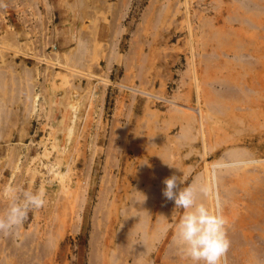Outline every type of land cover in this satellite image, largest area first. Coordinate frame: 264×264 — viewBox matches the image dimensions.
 Returning a JSON list of instances; mask_svg holds the SVG:
<instances>
[{
	"label": "rangeland",
	"instance_id": "obj_1",
	"mask_svg": "<svg viewBox=\"0 0 264 264\" xmlns=\"http://www.w3.org/2000/svg\"><path fill=\"white\" fill-rule=\"evenodd\" d=\"M237 6L233 0H0V38L10 47L0 55L5 77L0 79L5 85L0 115H7L0 116V264H141L131 246L141 242L142 230L129 234V202L138 197L140 185L143 190L156 185L172 164L180 185L164 196L174 214L145 256L162 257L204 161H218L230 148L246 149L264 161V116L252 125L244 118L243 103L241 111L207 117L202 146L195 132V142L178 139L182 118L167 102L200 105L205 112L214 102L210 83L236 71L264 85V66L249 72L233 62L237 39L252 55L264 57V13L253 15ZM230 30L237 38L225 36ZM78 43L84 45L80 69L73 64ZM211 54L218 59L217 69L205 61ZM46 55L55 57L52 67L45 64ZM227 58L234 65L225 66ZM29 87L39 94L33 111ZM260 93L257 100L263 102L264 90ZM53 99L57 110L50 105ZM75 102L72 135L60 132V112ZM166 145L170 149L164 151ZM172 148L179 154L169 164L164 155ZM231 178L237 181V175ZM242 200L221 204L220 214L230 218H222V225L238 223L249 209ZM150 207L155 214L156 205ZM220 214L215 213L218 221ZM170 256L167 260L175 264L178 258Z\"/></svg>",
	"mask_w": 264,
	"mask_h": 264
},
{
	"label": "bare ground",
	"instance_id": "obj_2",
	"mask_svg": "<svg viewBox=\"0 0 264 264\" xmlns=\"http://www.w3.org/2000/svg\"><path fill=\"white\" fill-rule=\"evenodd\" d=\"M259 1L260 0H233V2H235L236 6L238 5L237 6L238 9L241 8L242 10H244L248 13H252L253 15L264 13V5L259 4ZM239 18H240V16H239ZM233 19L237 20L238 16H234V17L232 16V20ZM209 21H210V19H209ZM209 23H211V22H209ZM243 23L248 24L250 22H247L244 19ZM233 31L234 30H232L231 32L227 31L225 33V36L227 35L226 37H228V38L231 36H233V37L235 36V38H237L236 37L237 35ZM77 38H78V36H77ZM223 39H224V37H223ZM223 39L221 38L220 40L222 41ZM224 40H225L224 42H227L229 39L227 40L225 38ZM237 40H235V41L237 42L236 44H238L236 46L238 49L237 50L238 53L236 54L237 56H235L233 58V62L237 66H239V69L248 70L249 72H252V71L255 72V70H256V72H257V70H259L258 69L259 65H260V67L264 66V59H261L263 56L257 57V56H255V54L252 55L251 53H253V52L248 50L246 44L244 45L242 42H240L241 39H237ZM79 44L80 43H78V48H79L78 52L83 50V48H84V45L82 43L80 45ZM7 45H5L3 43V39L0 38V55H2L5 52L4 50H6L7 48H10ZM5 46H7L6 49H5ZM239 50H240V52H239ZM243 51H246V52H243ZM6 52H8V51H6ZM78 52H76V54ZM81 54H82V52H79L76 56H74L75 58H73L76 61V62L74 61L73 64H78L76 67H78V66L80 67L79 61L82 58V56L80 58ZM56 55H58V54H56ZM257 55H259V54H257ZM225 56L227 57L226 54H225ZM1 58H0V60H2ZM54 58L55 57L50 58L49 56H47L46 58L44 57L45 64L49 65V67H52L54 65L53 64ZM217 60H216V57L213 56L212 54L206 56V58H205V61L207 62V64L209 66L211 64H213V65L215 64L214 65L215 69L218 68V67H216V66H218ZM57 61H58V59H57ZM224 61H226L225 66H227V64H229L230 62L233 64V62L228 58H227V60H224ZM222 64L224 65V63H222ZM57 65L61 66L62 64L61 65L57 64ZM57 65H55V67H57ZM66 65H69V64H66ZM213 65H211V66H213ZM213 67H211V68H213ZM221 69H222V67H221ZM243 70H241V71H243ZM24 72H25V70H24ZM29 72H30L29 74H31V71H29ZM72 72L74 75L79 76L78 75L79 73H77V71H75V70L73 71V69H72L71 73ZM3 73H4V71L2 69V66L0 65V79L5 78V77H3ZM25 73L28 74L27 71ZM83 75H84V72H83ZM83 75L81 74V76H83ZM244 75H245V73L243 74V73L236 71L234 74H231L230 77L222 78L220 81L217 82V84H215L216 81H215V83H210L209 90L213 94L212 97H214L213 98L214 102L208 106V108L206 109L205 112L201 109V107H199L200 105L197 106V108H193L192 106L190 107L188 105L183 107V105L182 106L176 105L174 103V101L173 102L167 101L171 105L172 111L175 110V112H177L180 115V117L182 118L181 119V121H182L181 125L182 126L180 125L181 126L180 130H181L182 135L180 134L179 136H177L178 139L180 137L181 141H186V142L193 140V139L195 140L196 134L198 133L201 144H202V146H204L205 145V131H206V130H204L205 129L204 127H206V124L204 122H205V120H208L207 117L209 119H211V116H214V115H215V117H216V115L220 116V117H224V115H226L228 111L232 112L233 110H239V109L241 111V110H243L242 109V103L244 104L243 105L244 111H247V113L244 114V118L249 119V121L251 122L252 125L256 121L255 119L259 115L264 116V101L258 102V100H257V95H259V93L262 90H264L263 82L260 83L261 81L259 82L258 78H256V80H253V79L247 80V79L243 78ZM28 79H32V77L25 78V80H28ZM4 86L5 85L0 80V88L5 89ZM25 89H26V87H25ZM33 89H34L33 87L32 88L29 87V90L27 91L28 101L30 103L29 105L31 106L32 111L35 110L36 97L39 95V94L38 95L33 94ZM7 90H8V88H7ZM197 91H198V88H197ZM45 92H47V91H45ZM20 93H21V91H20ZM27 93H26V95H27ZM141 94H145V92L144 93L142 92ZM6 96L8 97V95H6ZM259 96H261V95H259ZM3 97L5 98L4 95H3ZM14 98H16V97H14ZM0 101H4V100L3 99L1 100V98H0ZM57 102L58 101L57 100L55 101L54 99L51 100V102H50V105L57 107L56 110L59 109V107H58L59 104ZM210 102H212V98H211ZM207 103H208V101H207ZM245 103H246V105H245ZM240 104H241V106H240ZM47 105H49V104H47ZM76 105H77V102H75L73 104L71 103L67 107L62 108V110L60 112L61 113L60 114V120L58 122L56 121L57 127H59L60 132L65 133L68 131L67 133L71 134L72 128H73L72 123H73L74 114H75V113H73L72 110H74ZM0 106H1L0 107L1 109H3V108L5 109V103L2 102V104ZM239 106L241 108H239ZM26 108H28V107H26ZM1 109H0V111H1ZM6 109H7V107H6ZM77 109H76V111H77ZM8 112H9V110H8ZM9 113H11V112H9ZM240 115H242V117H243V114H240ZM2 116H3V114H2ZM4 116H3V118H4ZM6 117H7V115H6ZM234 117H237V116L234 115ZM238 118H240V117H238ZM259 118H260V116H259ZM239 120H240V122H242L241 118ZM67 121H69V123L66 125ZM257 121H258V119H257ZM2 122H4V121H2ZM2 122H0V123H2ZM213 122H215V121L213 120ZM69 126H70V129H69ZM218 128H219V126L217 127V129ZM2 129L3 128H1L0 130L2 131ZM194 132L196 133L195 135H193ZM64 133H62V135ZM65 134L63 136H66ZM68 135L69 134H67V136ZM67 136H66V138H67ZM70 136H68V138ZM56 138L58 139L59 137L56 136ZM61 138H62V136H61ZM57 139H54V140L56 141ZM61 140H64V139H61ZM64 144H63L64 147L63 146L59 147L60 151H62L63 148L64 149L66 148ZM187 144H189V143H187ZM167 149H170V147H168L166 145L164 151H166ZM173 151H175V152H173ZM177 151H176V149L172 148L169 151L170 154H168L170 157L168 155L167 156L164 155L165 160H167V162L169 163V161L173 160V158L179 154ZM13 152H14V150H13ZM202 152H203V150H202ZM14 155H15V153H14ZM14 155H12V156L10 155V156L12 158H14L15 157ZM204 155H205V153L201 155V156H203L202 158H204ZM16 158L17 157H15V159ZM59 159H61V158H59ZM163 163L166 164L165 161ZM203 163H204V165H203L202 171L201 172L199 171L198 173L195 174L193 182L191 184V187L188 189L187 198H186L187 208H185L187 210L184 213V215L182 216L179 223L177 225H173V232L172 233L175 235L174 239L171 238V239H173L171 244H170L171 246H169V249L167 248L165 253L162 254V257H159V255H158V256L153 257L151 259H147L145 256L149 253L150 250H152L151 246H153V241H155V239H157L159 234L160 233L162 234L163 231H165V229L168 227L169 224L167 223V218H169L171 215L173 216V214H174L173 208L172 207L169 208L168 201L165 198L164 194L167 193V192H165L166 190L171 191L174 188L177 189L179 187L180 180L175 177L178 169L175 168V165H172V164L169 165V169H167V170L164 169L165 174L163 173L164 170L162 171V176L164 175L163 177L160 176V177H162V180L157 182L156 185H154V186H150L146 189L144 188V190L141 187V185L137 182L138 185H140V187L137 186L138 188H140L139 189L140 191L139 190L136 191L137 192L136 194L138 197H135L134 201L132 200L129 202L130 203L129 206H131V209H132V211L129 210L131 212L129 215L131 216V221L133 222V224H132V222H130V224H132V226H131V228H129V229H131V230H129V232H130L129 234L133 237L135 234H137V232H139V230H142V231H140V235H138V237L141 236V242H139L137 244L138 246H134V241L133 242L131 241L133 244L130 242L132 244L131 247L136 248L135 250L133 249L135 251V257L134 258H136V261L138 263L140 261H142V262H140L141 264H154L156 261L159 260L161 262V264H172L173 261L169 262L167 260V258L171 259L170 255L173 254V255H175L176 258H178V260H176L174 262L175 264L176 263H178V264H207L205 262H208V264H264V161L255 160L253 155H251L250 152L246 151V149L242 150V149L230 148V149L226 150L224 152V154H221V157L218 161H214L212 163H206L204 161ZM55 164H53V165L55 166ZM165 164H163V165H165ZM146 166H144V163L142 164L143 168ZM14 167L15 166H13V168ZM222 168H224V170ZM57 172L58 171H56V170H51L50 173L61 177L59 175V172L58 173ZM31 174H33V173H31ZM35 174H36V172H35ZM35 174H33V175H35ZM235 174L237 175V181L232 183L229 180V176H230V178L234 177V176L236 178ZM164 177H167V178H164ZM142 179H144V176L142 177ZM162 182H164V184ZM137 183H136V185H137ZM163 187H166V189H164ZM128 188H129V186H128ZM141 188H142V190H141ZM41 189L42 188H40V190ZM132 189H133V193H134L135 189L134 188H132ZM238 191L242 192L241 197H236L235 194ZM60 192H62V191H60ZM241 198L243 199L242 201L245 202L244 205L246 204L245 205L246 208H249V209L246 210V213L244 215H240V216H242L240 219L236 220V221H238V223L234 222V224L232 226H230L229 223L228 224L226 223L228 226H230L229 228H226V224H225V226L222 225V224H224L223 219L226 217L227 219H224V220H225V222H227L229 216H225V215L220 214L221 204L225 201H228V202L230 201V202L234 203L235 200L237 203ZM222 199H226V200L221 201ZM13 202H14V200H13ZM154 205H156L155 214H153L151 207H150V206H154ZM231 211H233V210H231ZM216 212L218 214H220L219 221L215 217ZM233 212H231V213L233 214ZM152 214H153V219H152L153 221L151 222L150 216H152ZM228 222H229V220H228ZM127 234H128V232H127ZM124 239H127V238H124ZM135 241H136V239H135ZM157 241H158V239H157ZM136 243H137V241H136Z\"/></svg>",
	"mask_w": 264,
	"mask_h": 264
}]
</instances>
